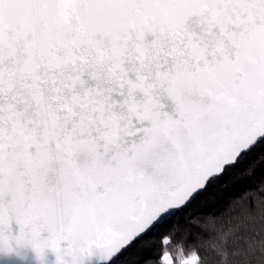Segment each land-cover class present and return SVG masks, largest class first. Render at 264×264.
<instances>
[{
  "label": "snow or ice",
  "instance_id": "obj_1",
  "mask_svg": "<svg viewBox=\"0 0 264 264\" xmlns=\"http://www.w3.org/2000/svg\"><path fill=\"white\" fill-rule=\"evenodd\" d=\"M253 157L264 0H0V251L264 264V181L184 219Z\"/></svg>",
  "mask_w": 264,
  "mask_h": 264
},
{
  "label": "trees",
  "instance_id": "obj_2",
  "mask_svg": "<svg viewBox=\"0 0 264 264\" xmlns=\"http://www.w3.org/2000/svg\"><path fill=\"white\" fill-rule=\"evenodd\" d=\"M251 175H239L247 165H242L240 169L233 173L222 183H218L202 195L184 215L196 217L197 219L217 218L224 221L234 211L238 210L241 198L247 190L255 188L257 184L264 181V161L252 158ZM159 240V236L156 237Z\"/></svg>",
  "mask_w": 264,
  "mask_h": 264
},
{
  "label": "water",
  "instance_id": "obj_3",
  "mask_svg": "<svg viewBox=\"0 0 264 264\" xmlns=\"http://www.w3.org/2000/svg\"><path fill=\"white\" fill-rule=\"evenodd\" d=\"M0 264H56V256L48 251L46 257L41 260L30 248L21 247L11 253L0 251ZM92 264H101V262L93 260Z\"/></svg>",
  "mask_w": 264,
  "mask_h": 264
}]
</instances>
